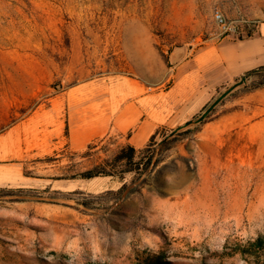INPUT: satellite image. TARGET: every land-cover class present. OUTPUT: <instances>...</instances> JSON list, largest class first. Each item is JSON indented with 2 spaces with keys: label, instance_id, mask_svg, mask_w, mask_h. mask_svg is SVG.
<instances>
[{
  "label": "rangeland",
  "instance_id": "rangeland-1",
  "mask_svg": "<svg viewBox=\"0 0 264 264\" xmlns=\"http://www.w3.org/2000/svg\"><path fill=\"white\" fill-rule=\"evenodd\" d=\"M262 24L264 0H0V264H263L264 66L211 62ZM208 109L142 192L82 177Z\"/></svg>",
  "mask_w": 264,
  "mask_h": 264
},
{
  "label": "trees",
  "instance_id": "trees-1",
  "mask_svg": "<svg viewBox=\"0 0 264 264\" xmlns=\"http://www.w3.org/2000/svg\"><path fill=\"white\" fill-rule=\"evenodd\" d=\"M264 70L261 67L259 70H252L248 75L258 73ZM210 110L208 109L204 114L198 118L187 122L184 126L179 127L167 134L166 127H160L151 137L149 144L143 148H136L130 144L120 146L115 152L109 154L108 157L102 158L98 156L93 161V167L82 174L85 179H92L96 177H112L124 182L127 175H133L130 183H124L123 186L117 191L120 199H128L134 194L142 192L143 188L149 183L150 176L161 162L166 158V153L177 145L180 141L177 134L186 127L203 122ZM192 130H187L189 133ZM162 140L158 141V137L162 136ZM99 144H91L88 150L84 153L85 157H94L103 153H108L106 145L98 148ZM252 246L257 247L259 250H264V235L257 238L252 243ZM264 264V263H263Z\"/></svg>",
  "mask_w": 264,
  "mask_h": 264
},
{
  "label": "crops",
  "instance_id": "crops-1",
  "mask_svg": "<svg viewBox=\"0 0 264 264\" xmlns=\"http://www.w3.org/2000/svg\"><path fill=\"white\" fill-rule=\"evenodd\" d=\"M225 40H232L226 36ZM211 62L222 65L229 76L235 77L257 67L264 66V24L257 34L247 40L228 41L217 48Z\"/></svg>",
  "mask_w": 264,
  "mask_h": 264
},
{
  "label": "built area",
  "instance_id": "built-area-1",
  "mask_svg": "<svg viewBox=\"0 0 264 264\" xmlns=\"http://www.w3.org/2000/svg\"><path fill=\"white\" fill-rule=\"evenodd\" d=\"M214 19L224 35L232 36L239 33L237 26L233 22H229L222 10H215Z\"/></svg>",
  "mask_w": 264,
  "mask_h": 264
}]
</instances>
